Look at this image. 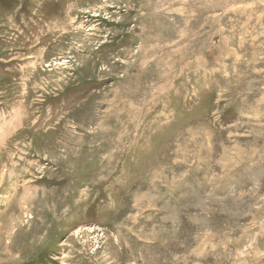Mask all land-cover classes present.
<instances>
[{
  "label": "rangeland",
  "instance_id": "374dc122",
  "mask_svg": "<svg viewBox=\"0 0 264 264\" xmlns=\"http://www.w3.org/2000/svg\"><path fill=\"white\" fill-rule=\"evenodd\" d=\"M0 132V264H264V0H0Z\"/></svg>",
  "mask_w": 264,
  "mask_h": 264
},
{
  "label": "bare ground",
  "instance_id": "6f19581e",
  "mask_svg": "<svg viewBox=\"0 0 264 264\" xmlns=\"http://www.w3.org/2000/svg\"><path fill=\"white\" fill-rule=\"evenodd\" d=\"M1 133V132H0ZM4 133V132H3ZM4 134H2V136H3ZM0 136H1V134H0ZM0 138H3V137H0ZM3 140V139H2ZM5 176H4V174L3 173H1L0 174V184H1V182L5 179L4 178Z\"/></svg>",
  "mask_w": 264,
  "mask_h": 264
}]
</instances>
